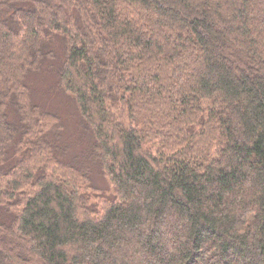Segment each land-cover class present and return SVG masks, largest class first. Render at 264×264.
<instances>
[{"label":"trees","instance_id":"1","mask_svg":"<svg viewBox=\"0 0 264 264\" xmlns=\"http://www.w3.org/2000/svg\"><path fill=\"white\" fill-rule=\"evenodd\" d=\"M0 264H264V0H0Z\"/></svg>","mask_w":264,"mask_h":264},{"label":"rangeland","instance_id":"2","mask_svg":"<svg viewBox=\"0 0 264 264\" xmlns=\"http://www.w3.org/2000/svg\"><path fill=\"white\" fill-rule=\"evenodd\" d=\"M53 46L58 52L57 56H59V58L54 61L56 69L60 65L61 61L59 60L63 53L59 41L54 42ZM45 72L46 74L42 71L37 74L34 73L29 77V82L31 84L30 88H32L30 91H34V93L32 91V95L41 103H49V105L42 103L45 107L54 110L56 109L58 111L62 119H64L62 120L65 124L64 129H70L73 126H77L79 115H77L78 109L74 99L68 93L59 92L55 86V75L52 72L49 73L50 71ZM65 137L66 139L71 140L72 145L70 151H79L81 158L85 157L93 143V136L88 132L87 135H85L81 130H77L76 132L70 130L68 134L66 133ZM90 182L96 186V188H94L93 185L91 186L86 183L87 187L85 188L84 193L90 201H95L99 204L102 200L113 201L116 198V192L113 189L112 184L105 176H101L98 171L92 172Z\"/></svg>","mask_w":264,"mask_h":264}]
</instances>
